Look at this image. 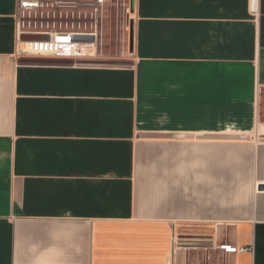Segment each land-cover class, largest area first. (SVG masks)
<instances>
[{
	"label": "crops",
	"instance_id": "crops-1",
	"mask_svg": "<svg viewBox=\"0 0 264 264\" xmlns=\"http://www.w3.org/2000/svg\"><path fill=\"white\" fill-rule=\"evenodd\" d=\"M15 10L0 264H264V0L118 1L114 55L79 63L17 57Z\"/></svg>",
	"mask_w": 264,
	"mask_h": 264
},
{
	"label": "built area",
	"instance_id": "built-area-1",
	"mask_svg": "<svg viewBox=\"0 0 264 264\" xmlns=\"http://www.w3.org/2000/svg\"><path fill=\"white\" fill-rule=\"evenodd\" d=\"M255 1L250 0L251 6ZM106 11V0H16L15 54L19 58L76 63L95 60L101 56ZM172 243L179 247L182 241L174 235ZM218 250L234 255L252 252V246L221 244Z\"/></svg>",
	"mask_w": 264,
	"mask_h": 264
},
{
	"label": "rangeland",
	"instance_id": "rangeland-1",
	"mask_svg": "<svg viewBox=\"0 0 264 264\" xmlns=\"http://www.w3.org/2000/svg\"><path fill=\"white\" fill-rule=\"evenodd\" d=\"M118 0H106L107 2V10H108V6L111 7V5L113 3H116ZM121 1V0H119ZM114 16V15H112ZM110 15L109 12V17L107 20V26H108V31L106 32L105 35V40H104V44H103V50H104V54L105 55H114V50L116 48V44H117V39L118 37H120L122 29L120 28V23L118 25V31H117V23L116 21L113 19ZM112 17V18H111ZM27 38L26 36H23V39ZM126 44H127V36H126ZM186 254L184 255V259H186Z\"/></svg>",
	"mask_w": 264,
	"mask_h": 264
},
{
	"label": "water",
	"instance_id": "water-1",
	"mask_svg": "<svg viewBox=\"0 0 264 264\" xmlns=\"http://www.w3.org/2000/svg\"><path fill=\"white\" fill-rule=\"evenodd\" d=\"M27 38H24V39H26V40H36V39H38V37H36V36H26ZM260 189H264V187L262 188V187H260Z\"/></svg>",
	"mask_w": 264,
	"mask_h": 264
}]
</instances>
